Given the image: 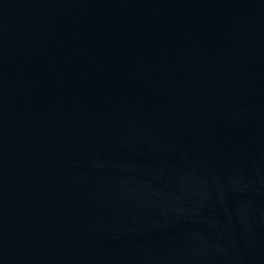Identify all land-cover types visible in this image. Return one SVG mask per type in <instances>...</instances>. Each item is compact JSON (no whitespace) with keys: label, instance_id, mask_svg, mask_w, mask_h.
<instances>
[{"label":"water","instance_id":"95a60500","mask_svg":"<svg viewBox=\"0 0 264 264\" xmlns=\"http://www.w3.org/2000/svg\"><path fill=\"white\" fill-rule=\"evenodd\" d=\"M0 264H264V0H0Z\"/></svg>","mask_w":264,"mask_h":264}]
</instances>
